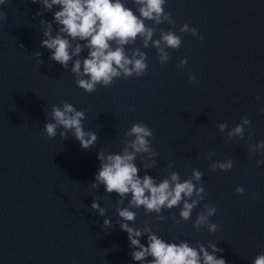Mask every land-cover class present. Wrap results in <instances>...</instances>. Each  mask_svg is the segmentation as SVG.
<instances>
[{"label": "water", "instance_id": "obj_1", "mask_svg": "<svg viewBox=\"0 0 264 264\" xmlns=\"http://www.w3.org/2000/svg\"><path fill=\"white\" fill-rule=\"evenodd\" d=\"M126 6L135 10L132 0ZM39 10L43 15L36 16ZM165 10L174 23L156 26L153 39L160 30L181 36V47L168 49L170 60L161 64L156 49L142 48L138 39L125 47L129 54L133 47L146 53L147 74L89 94L40 47V21H52L53 12L31 0L0 5L6 14L0 18V264H137L118 225L117 195L91 183L100 166L98 152L119 153L124 132L139 122L153 131L157 153L147 174L159 180L175 171L183 180L199 169L205 198L187 222L175 223L178 208L163 211L160 222L141 207L131 226L147 224L167 241L217 244L227 264H251L264 252V165L256 164L264 156L248 151L249 144L264 140V0H168ZM184 24L203 39L181 33ZM185 58L187 65L178 67ZM65 101L85 111L84 129L98 136L92 149L83 150L71 134L62 140V129L53 139L43 134L51 122L45 114ZM243 117L251 121L244 139H229L227 131ZM222 122L228 125L224 134L215 127ZM210 151L215 154L208 159ZM228 159L231 171L209 168ZM141 162L152 161L147 154L137 156L143 176ZM237 186L244 187L243 195ZM93 199L106 209L105 217L91 209ZM204 204L217 209L210 217L220 228L216 233L193 228ZM105 218L112 227L104 228Z\"/></svg>", "mask_w": 264, "mask_h": 264}, {"label": "clouds", "instance_id": "obj_2", "mask_svg": "<svg viewBox=\"0 0 264 264\" xmlns=\"http://www.w3.org/2000/svg\"><path fill=\"white\" fill-rule=\"evenodd\" d=\"M39 3L46 12H53L52 21L41 20L43 26L40 47L50 52L49 59L60 64L65 70L70 71L75 77L76 87L86 93H93L97 86L109 87L116 80L127 79L135 76L142 78L147 74L148 64L144 49L150 46L155 48L158 61L165 64L170 60L168 49L178 50L182 45L181 36L174 31L160 30L159 39H153L157 27L163 23L173 24L170 12L166 6L168 0H132L135 10L126 6L127 0H31ZM6 0H0L4 5ZM53 9H58L53 11ZM43 15L39 10L36 16ZM5 13L0 12V18ZM35 19V16L33 17ZM151 22V26L148 23ZM55 25V28L53 27ZM181 33H190L199 36L198 30L184 24L180 27ZM203 39L202 36H199ZM140 40L141 47H133L130 51L125 46L135 45ZM87 52L86 56L82 53ZM36 57L42 53L35 52ZM43 62L41 61V64ZM187 58L180 60L177 65L184 68ZM71 68L69 69V65ZM194 75H189L190 81H195ZM257 96V102L260 101ZM264 113V107L260 109ZM46 120L43 134L48 139L59 136L62 140L67 139L69 134L77 140L81 148L88 151L93 148L98 136L93 131H86L83 122L86 119L85 111L68 102L62 105H52L50 113L45 114ZM251 126L247 117L241 118L236 126L227 131L229 139H244L246 131ZM221 134L228 129L226 123L215 125ZM254 135L249 132V138ZM154 138L153 131L143 122L134 123L124 132L123 147L119 153H106L99 151L97 159L100 166L91 183L93 189L104 186L107 194L117 195L115 210L121 231L127 233L128 245L132 261L137 264H227L223 256V249L217 244L209 243L205 246L197 241L193 246L187 240L167 241L153 232L152 228L145 224L143 227H133L137 217V211L141 207L145 215L155 214L158 221L163 222L165 216L162 212L173 208L179 209V219L176 224L187 222L193 210L204 200L205 188L200 185L204 174L199 169H192V174L187 179H181L178 172H171L163 179H157L147 174L152 169L156 160L153 159L157 153L152 150L151 141ZM250 153H259L264 156V140L256 144H249ZM152 161L143 164L145 174L139 175L140 167L137 166V156H144ZM215 153L210 151L208 159ZM257 166L264 165V159L256 161ZM172 167L171 164L168 165ZM209 168L211 170L231 171L233 161H213ZM199 185V186H198ZM237 194L243 195L244 187L235 188ZM125 201L127 204L125 205ZM91 209L100 217H105L106 209L93 199ZM217 209L214 205H203L193 228L199 231L202 227L207 228L210 233L220 230L219 226L210 222ZM104 228L113 226L111 218L103 219ZM146 237V243H141V238ZM251 264H264V252L255 256Z\"/></svg>", "mask_w": 264, "mask_h": 264}]
</instances>
